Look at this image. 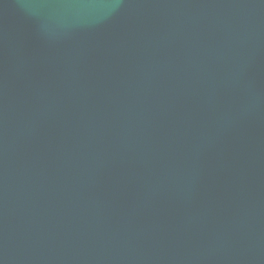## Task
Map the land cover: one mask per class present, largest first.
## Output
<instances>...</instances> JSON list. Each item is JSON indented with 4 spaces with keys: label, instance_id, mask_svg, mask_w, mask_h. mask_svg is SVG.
Here are the masks:
<instances>
[{
    "label": "water",
    "instance_id": "water-1",
    "mask_svg": "<svg viewBox=\"0 0 264 264\" xmlns=\"http://www.w3.org/2000/svg\"><path fill=\"white\" fill-rule=\"evenodd\" d=\"M0 264H264V0H0Z\"/></svg>",
    "mask_w": 264,
    "mask_h": 264
}]
</instances>
